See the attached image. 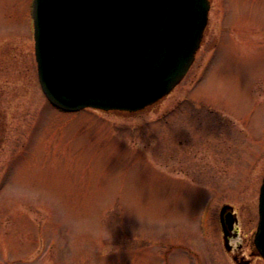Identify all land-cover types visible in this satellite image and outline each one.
Masks as SVG:
<instances>
[{"label": "rangeland", "instance_id": "1", "mask_svg": "<svg viewBox=\"0 0 264 264\" xmlns=\"http://www.w3.org/2000/svg\"><path fill=\"white\" fill-rule=\"evenodd\" d=\"M31 2L0 0V264H264V0H209L188 71L135 112L47 101Z\"/></svg>", "mask_w": 264, "mask_h": 264}, {"label": "water", "instance_id": "2", "mask_svg": "<svg viewBox=\"0 0 264 264\" xmlns=\"http://www.w3.org/2000/svg\"><path fill=\"white\" fill-rule=\"evenodd\" d=\"M208 0H34L38 80L48 102L139 111L169 94L194 60ZM254 245L264 259V177ZM223 243L236 220L219 212Z\"/></svg>", "mask_w": 264, "mask_h": 264}]
</instances>
